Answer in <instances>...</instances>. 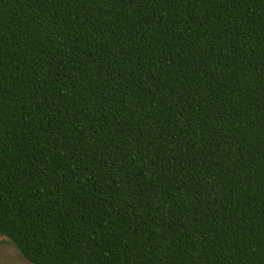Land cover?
Instances as JSON below:
<instances>
[{
    "label": "trees",
    "instance_id": "obj_1",
    "mask_svg": "<svg viewBox=\"0 0 264 264\" xmlns=\"http://www.w3.org/2000/svg\"><path fill=\"white\" fill-rule=\"evenodd\" d=\"M0 238L264 264V0H0Z\"/></svg>",
    "mask_w": 264,
    "mask_h": 264
},
{
    "label": "rangeland",
    "instance_id": "obj_2",
    "mask_svg": "<svg viewBox=\"0 0 264 264\" xmlns=\"http://www.w3.org/2000/svg\"><path fill=\"white\" fill-rule=\"evenodd\" d=\"M0 264H31L7 239L0 238Z\"/></svg>",
    "mask_w": 264,
    "mask_h": 264
}]
</instances>
